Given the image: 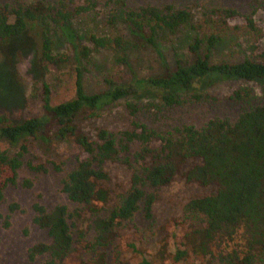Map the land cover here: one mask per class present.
Returning a JSON list of instances; mask_svg holds the SVG:
<instances>
[{"label": "trees", "instance_id": "trees-1", "mask_svg": "<svg viewBox=\"0 0 264 264\" xmlns=\"http://www.w3.org/2000/svg\"><path fill=\"white\" fill-rule=\"evenodd\" d=\"M77 1L0 4V46L36 27L40 68L45 72H50V67L67 70L74 62L76 70L73 98L51 104L49 86L43 82L40 115L11 119L7 113L0 114V139L17 143L26 137L70 138L81 153L60 179L61 191L78 206L68 211L64 204L49 210L33 204V222L46 231L50 241L31 246L28 258L34 260L45 254L49 257L47 264H64L75 250L76 228L78 240L93 256L91 264H128L120 258L109 261L105 249L116 244L119 230L136 213L141 211L149 219L157 200L155 191L171 182L185 161L195 159L197 163L186 178L201 185L215 184L216 188L184 204L182 222L177 223L185 228L184 247H176L168 264H264V102L256 100L251 88L232 91L231 99L241 104L234 119L213 117L199 127L183 124L164 132L150 128L136 119L139 108L131 101L125 104L133 118L130 130L99 127L96 138L91 139L76 123L80 117L95 116L98 109L128 95L156 94L162 104L172 106L183 103L186 96L201 99L204 94L197 89L206 77L247 82L264 79V49L260 47L264 32L252 14L215 5L204 7L195 21L188 7L172 1L129 4L127 0H104L108 8L106 22L124 25L129 37L91 34V45L87 46L78 42L71 21L94 9L99 0ZM183 28L193 33L187 46L188 59L176 55L172 65L163 61L164 71L160 74L133 76L128 82L108 78L107 90L85 91L82 60L89 61L100 50H110L114 65L127 66V50L136 48L138 42L154 48L164 60L158 40ZM57 39L68 44L70 53L54 52ZM225 43L230 50L239 46L241 55L217 58L218 48ZM134 143L138 150H132ZM26 152L25 143L11 155L0 147V202L5 187L16 184ZM108 163L130 170L129 183L123 191L112 193L108 187ZM32 168L45 170L42 165ZM53 168L61 170L54 163ZM22 185L30 187L31 182L26 179ZM16 207L12 203L9 210ZM82 208L89 214L86 219L82 218ZM86 221L84 227L79 225ZM0 224L10 226L9 213L0 212ZM89 231L92 236L87 240Z\"/></svg>", "mask_w": 264, "mask_h": 264}, {"label": "rangeland", "instance_id": "rangeland-1", "mask_svg": "<svg viewBox=\"0 0 264 264\" xmlns=\"http://www.w3.org/2000/svg\"><path fill=\"white\" fill-rule=\"evenodd\" d=\"M32 0H0V4H15ZM54 2L56 0H47ZM129 4L145 3L149 0H127ZM174 2L179 6L188 7L193 13V19L200 18L204 7L215 5L232 6L243 14H252L256 24L264 32V0H150L152 3ZM82 3L81 0L77 4ZM107 7L104 0H99L94 9L74 17L71 24L81 45L90 46L91 34L103 36L125 35L129 37L124 25L112 26L106 22ZM39 29H28L10 43L0 46V114L7 113L11 119H24L38 116L42 113L43 82L49 86L50 102L57 104L73 98L75 64L67 70L50 72L42 70L38 64ZM158 40L159 50L164 56L161 59L158 52L149 46L138 45L133 50H127L129 65H114L111 62L113 52L100 50L92 55L89 61L82 60L83 84L88 93L101 92L108 89L105 79L116 82H128L133 76L149 77L164 71V62L173 64L176 55L188 59L187 46L193 33L188 28L179 30L175 35ZM132 37V36H131ZM264 49V37L260 41ZM239 46L232 50L225 45L218 48L216 57L237 58ZM55 53H70L66 42L57 39ZM125 52V51H124ZM232 54H234L232 56ZM238 87L252 89L256 100L264 102V79L251 82L232 79L206 77L199 84L198 91L204 96L194 100L186 96L185 101L178 105L166 106L161 103L156 94L147 92L141 95H128L116 102L98 109L97 115L82 116L77 119L81 130L91 139L96 138L99 127L112 131L130 130L133 128V118L128 113L125 104L136 102L139 108L136 119L148 127L164 132L174 126L192 124L201 126L213 117L234 119L241 104L231 99L232 91ZM27 144V152L23 156V164L18 171L15 185L5 187L3 200L0 202V212L10 216V226L4 228L0 224V264H47L49 257L37 255L34 260L28 258V249L39 242H49L44 229L34 222L33 204L39 203L47 210L57 204H64L68 211L78 205L68 200L61 191L60 179L74 164V158L80 153L78 147L70 138L58 139L51 136L48 140L36 137H26L17 143L0 139V147L8 154L19 150L21 144ZM132 150H138V144H133ZM81 154V153H80ZM58 164L61 170L53 168ZM197 163L195 159L185 161L167 185L158 188L155 193L157 200L153 205L152 216L145 219L142 212L118 232L116 244L105 249L108 260L120 258L128 264H168L176 247L183 248L184 225L182 208L191 198L210 194L215 191V184L201 185L186 178L188 170ZM42 165L45 170H34L32 167ZM108 187L112 193L126 189L129 183L130 170L118 163H108ZM30 180L31 186L24 187L23 180ZM113 199L109 201L111 205ZM17 204L14 211L9 205ZM82 218H88L85 208L81 209ZM87 225V221L84 224ZM80 227V226H79ZM75 250L67 257L64 264H91L92 254L86 252L83 242L79 241L76 228H73ZM89 231L86 239L90 240ZM132 243L134 246H128Z\"/></svg>", "mask_w": 264, "mask_h": 264}]
</instances>
